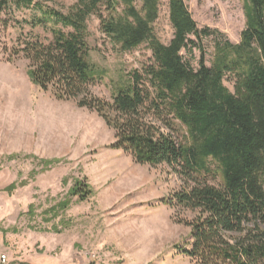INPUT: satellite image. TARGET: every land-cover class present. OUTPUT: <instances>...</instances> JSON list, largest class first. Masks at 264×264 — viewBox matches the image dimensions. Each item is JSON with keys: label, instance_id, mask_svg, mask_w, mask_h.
Segmentation results:
<instances>
[{"label": "trees", "instance_id": "obj_1", "mask_svg": "<svg viewBox=\"0 0 264 264\" xmlns=\"http://www.w3.org/2000/svg\"><path fill=\"white\" fill-rule=\"evenodd\" d=\"M160 1L74 0L62 13L39 0H0V22L3 13L35 9L38 15L29 24L51 36L47 42H20L9 60L25 59L31 83L55 99L75 100L79 108L96 112L114 131L112 149L137 164L166 165L185 182L166 201L195 213L184 221L191 241L177 248L181 255L196 264H264V0H243L238 44L216 30L198 29L187 0H168L173 37L163 44L153 32ZM91 16L119 53L146 45L152 56L110 101L89 93L100 79L89 60ZM209 36L214 55L208 67L201 39ZM193 48L200 53L197 69L180 54ZM226 76L233 79V91L223 84ZM177 123L185 130L180 142L163 130L174 132ZM205 177L219 185L202 181ZM70 195L84 201L91 191L76 182ZM68 204L51 210L63 211Z\"/></svg>", "mask_w": 264, "mask_h": 264}, {"label": "rangeland", "instance_id": "obj_2", "mask_svg": "<svg viewBox=\"0 0 264 264\" xmlns=\"http://www.w3.org/2000/svg\"><path fill=\"white\" fill-rule=\"evenodd\" d=\"M39 1L62 13L74 2ZM185 5L198 29L216 30L232 44L239 43L245 24L243 0H187ZM33 15H38L35 9L7 12L0 22V189L14 187L5 191L6 210L22 213L14 228L25 230L27 243L47 237L46 242H57L60 254L75 264H196L177 250L191 241L184 221L195 213L166 204L185 182L166 165L137 164L131 155L112 149L114 131L96 112L79 108L75 100L55 99L50 90L31 83L25 59L9 60L12 47L26 39L50 40L47 30L31 27ZM87 25L89 60L100 76L89 93L110 101L133 70L151 63V52L141 45L119 53L96 17ZM153 32L163 44L173 37L168 0L160 1ZM201 46L209 67L214 37H202ZM180 54L191 68H198L196 48ZM223 84L233 91L231 77ZM177 125L174 132L163 130L180 142L185 130ZM202 181L219 185L218 179ZM76 182L88 185L89 198L81 201L70 195ZM65 201V210H51Z\"/></svg>", "mask_w": 264, "mask_h": 264}, {"label": "crops", "instance_id": "obj_3", "mask_svg": "<svg viewBox=\"0 0 264 264\" xmlns=\"http://www.w3.org/2000/svg\"><path fill=\"white\" fill-rule=\"evenodd\" d=\"M8 202L9 195L4 188L0 189V264H75L73 260L60 254L57 242H46L48 237H42L43 241L25 242V230L21 227L14 228L22 213L11 215L6 210ZM1 256H5L4 262L1 261Z\"/></svg>", "mask_w": 264, "mask_h": 264}, {"label": "built area", "instance_id": "obj_4", "mask_svg": "<svg viewBox=\"0 0 264 264\" xmlns=\"http://www.w3.org/2000/svg\"><path fill=\"white\" fill-rule=\"evenodd\" d=\"M1 261H2V262L5 261V256H1Z\"/></svg>", "mask_w": 264, "mask_h": 264}, {"label": "bare ground", "instance_id": "obj_5", "mask_svg": "<svg viewBox=\"0 0 264 264\" xmlns=\"http://www.w3.org/2000/svg\"><path fill=\"white\" fill-rule=\"evenodd\" d=\"M127 185V184H126Z\"/></svg>", "mask_w": 264, "mask_h": 264}]
</instances>
